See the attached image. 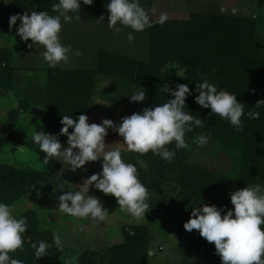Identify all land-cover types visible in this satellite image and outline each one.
Segmentation results:
<instances>
[{"label": "trees", "instance_id": "16d2710c", "mask_svg": "<svg viewBox=\"0 0 264 264\" xmlns=\"http://www.w3.org/2000/svg\"><path fill=\"white\" fill-rule=\"evenodd\" d=\"M21 2L11 0L10 4L1 8L5 28H9L11 15H23L33 10L58 14L51 13L52 3L56 0H35L32 8L26 1ZM102 4L101 0H93L91 6L82 3L78 13L80 20L99 21L104 10ZM258 5L264 7V0H258ZM149 56L148 62H143L103 49L99 51L94 69H46L49 81L45 110L47 132L59 135L64 115H72L76 119L81 114H88L99 76L106 77L107 81L120 79L147 88L148 108L172 98L160 92L163 83L167 82L171 87L187 83L194 91L196 84L202 82L201 75L236 94L238 102L244 104L245 115L241 118L243 131L237 132L227 120L210 115L211 109L197 105L190 94L185 107L203 120L202 127L194 128L185 135L190 147L175 149V142L169 144V149L176 152L171 161L161 159L152 151L136 153L129 161L135 164L140 181L149 190V209L172 215L178 222L175 234L179 238L180 264H221L214 243L207 242L197 230L187 232L183 225L190 219L193 202L233 209L231 192L264 182V104L255 107L264 100V43L256 39L255 23L249 18L233 14H192L186 21L167 20L163 25L154 23L150 27ZM175 64L185 69L186 76L181 80L175 79V69L165 70L166 66ZM0 65V97H4L15 90L16 74L21 68L14 65V55L9 48L0 50ZM30 107L29 101L21 100L19 108L8 113L10 125L0 130V153L5 145L15 140V126L21 114L28 112ZM257 111L259 119L248 118V112ZM200 134L209 136L207 144L237 149L232 150L233 153L239 151L234 175L191 163L194 152L202 148L193 143V139ZM59 139L67 147V136H59ZM141 162H145L147 168H143ZM62 170L66 173L62 163L54 158L48 160L46 169L42 171L23 170L1 163L0 202L15 208L27 196L34 195L37 198L35 202L39 200L41 206L44 194L54 193L57 196L63 194L61 187L64 191L68 190V185L58 176ZM106 201L109 206L104 207L110 214L115 213L119 205L108 197ZM39 209H27L17 215L27 217L28 230L24 234L23 250L10 255L23 260L24 264H151L154 259L150 256L154 237L149 225L142 223L124 224L120 241L97 251L88 250L69 263L64 250L56 247L54 235L41 231ZM40 240L51 247L47 256L36 259L31 245Z\"/></svg>", "mask_w": 264, "mask_h": 264}, {"label": "clouds", "instance_id": "9594fccd", "mask_svg": "<svg viewBox=\"0 0 264 264\" xmlns=\"http://www.w3.org/2000/svg\"><path fill=\"white\" fill-rule=\"evenodd\" d=\"M3 3L10 4L9 0ZM82 3L91 6L93 0H56L52 3L51 13L57 15L35 10L30 14H15L9 17V27L11 29L20 21L16 35L25 42L31 40L32 43L28 45L30 49L35 45L39 52L43 46V59L49 67L54 68L69 60L72 49L70 45L61 42L62 23L80 21L78 13ZM106 8L109 13L107 25L117 33L122 27L141 32L154 23L163 25L168 20L167 14L161 13L159 20L153 21L141 0H109ZM100 19L103 20V17ZM168 67L172 66H166L165 70ZM177 76L183 79V72L180 71ZM201 81L196 84L194 91L187 83H178L174 87L167 82L163 83L160 92L171 96V99L167 98L154 107L123 117L118 125L111 119L90 124L85 114L76 119L72 115H64L60 121L62 128L59 135L43 130L33 132L32 142L40 152L46 154L43 158L45 163L52 157H60L75 172L89 162L103 161L102 171L85 179L78 190L64 191L61 187L60 192L63 194L58 198L59 212L75 218L90 217L97 223L106 221L109 210L97 196L89 195L90 188L94 186L106 196L115 197L120 210L128 213L135 221H145L149 209V190L140 181L135 164L125 162L122 158L120 148L107 150L105 138L108 129L118 132L129 151L140 154L152 151L161 159L171 161L176 154L175 149L190 147L185 139L186 133L203 125V120L185 107L187 96L191 94L197 105L211 109L210 115H218L227 120L237 132L243 131L241 118L245 115L244 104L238 102L237 95L209 82L203 75ZM129 97L130 102H143L146 89L139 86ZM262 104L264 100L255 107L259 108ZM247 116L259 119L260 113L248 112ZM69 129L72 131L69 132ZM59 136H67V147L60 142ZM208 140V135L200 134L193 139V143L202 147ZM173 142L175 149H169L168 145ZM59 173L62 176L63 170ZM230 203L233 209L193 202L191 216L184 223V229L189 233L197 230L207 242L214 243L221 264H264V185H247L231 192ZM13 208V205L0 202V264H24L23 260L10 255L23 250L24 234L28 230L27 217L14 215ZM54 243L62 250L58 233L54 234ZM31 247L34 256L39 259L48 255L51 245L40 240L33 242Z\"/></svg>", "mask_w": 264, "mask_h": 264}, {"label": "rangeland", "instance_id": "374dc122", "mask_svg": "<svg viewBox=\"0 0 264 264\" xmlns=\"http://www.w3.org/2000/svg\"><path fill=\"white\" fill-rule=\"evenodd\" d=\"M21 1V3L26 1L30 8L35 4V0ZM3 2L4 0H0V50L11 49L14 55V65L21 70L16 74L15 90L9 95L0 97V130L10 125L8 113L18 109L21 100L29 101L31 107L28 112L21 114L19 122L15 126V140L4 146L0 153V164H8L23 170L42 171L46 169L48 163H45L43 159L46 154L40 152L38 146H34L32 133L36 130L48 133L45 110L48 104L47 85L49 81L45 71L49 66L41 54L44 51L43 46L40 47L39 52L35 45L30 49L28 45L32 41L25 42L16 35L20 23L11 29L2 25L1 8L6 5ZM102 3L103 20L62 23L61 42L64 45H70L72 50L69 53V60L61 62L55 68L61 70L94 69L97 67L99 51L103 49L148 62L150 58V28L141 32L133 31L127 27H122L119 33L113 31L107 25L109 13L106 5L109 0H102ZM141 4L149 10L152 20H158L161 13H166L169 21H186L192 14H233L249 18L255 23L256 39L264 43V7H259L258 0H141ZM171 66L167 69L176 70L175 79L181 80L177 76L180 71L183 72V78L186 76L184 68L177 64ZM138 88L139 85L131 81L124 82L120 79L107 81L106 77L99 76L92 105H89L88 108L89 123L99 124L103 119H111L118 125L123 117L148 108L147 97L140 103L130 102L129 96L134 94ZM105 143L108 145L107 150L120 148L125 162H129L130 158L136 155V152L127 149V146L123 144V138L113 129H108ZM232 150L206 144L194 152L191 163L200 164L218 173L234 175L239 151L233 153ZM52 158L62 163L66 173L63 172L62 176L59 173L58 176L68 185V190L78 189L85 179L102 171V159L89 162L84 168L73 172L62 158ZM141 165L143 168H147L145 162H141ZM44 195L46 197H43L45 200L41 206L39 200L35 202L36 196H27L13 208V214L17 216L27 209L39 207L40 219L43 222H41V231L60 235L64 256L69 263L76 261L88 250L97 251L105 245L110 246L120 241L122 238L121 229L124 224L142 223L149 225L154 237L151 241L150 256L154 257L151 264L181 263L179 238L175 234L178 232V222L172 215L149 209L145 215L146 222L143 220L137 222L128 213L121 211L120 207H116L115 213L109 214L106 221L97 223L90 217L75 218L60 213L57 208L60 195L56 196L54 193ZM89 195L97 196L104 206H109L107 201L105 202L106 197L111 198L112 202L117 205L115 197L106 196L96 190L94 186L90 188Z\"/></svg>", "mask_w": 264, "mask_h": 264}, {"label": "crops", "instance_id": "0c3cea01", "mask_svg": "<svg viewBox=\"0 0 264 264\" xmlns=\"http://www.w3.org/2000/svg\"><path fill=\"white\" fill-rule=\"evenodd\" d=\"M101 2H102V0H101ZM7 5V4H6ZM6 5H4V6H6ZM103 5V4H102ZM104 9V8H103ZM81 21V20H80ZM96 22V21H95Z\"/></svg>", "mask_w": 264, "mask_h": 264}]
</instances>
